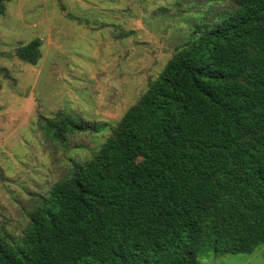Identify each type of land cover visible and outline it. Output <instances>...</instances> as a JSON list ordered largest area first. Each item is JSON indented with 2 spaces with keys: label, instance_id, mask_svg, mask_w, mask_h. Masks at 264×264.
<instances>
[{
  "label": "trees",
  "instance_id": "1",
  "mask_svg": "<svg viewBox=\"0 0 264 264\" xmlns=\"http://www.w3.org/2000/svg\"><path fill=\"white\" fill-rule=\"evenodd\" d=\"M230 2L41 197L21 241L0 234V264H198L264 244V0ZM40 47L16 56L34 66ZM88 128L62 114L43 124L56 142Z\"/></svg>",
  "mask_w": 264,
  "mask_h": 264
},
{
  "label": "rangeland",
  "instance_id": "2",
  "mask_svg": "<svg viewBox=\"0 0 264 264\" xmlns=\"http://www.w3.org/2000/svg\"><path fill=\"white\" fill-rule=\"evenodd\" d=\"M230 0H12L0 17V234L18 244L41 197L91 160L125 112L196 35L228 18ZM41 40L36 65L16 51ZM62 114L90 130L63 142L43 130ZM198 264H264L200 254Z\"/></svg>",
  "mask_w": 264,
  "mask_h": 264
}]
</instances>
